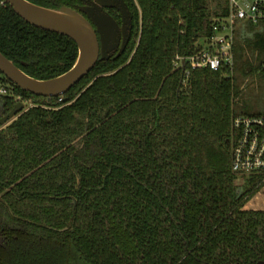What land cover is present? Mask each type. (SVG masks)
I'll return each instance as SVG.
<instances>
[{"label": "trees", "instance_id": "1", "mask_svg": "<svg viewBox=\"0 0 264 264\" xmlns=\"http://www.w3.org/2000/svg\"><path fill=\"white\" fill-rule=\"evenodd\" d=\"M125 1L134 41L65 95L34 96L2 74L0 120L32 104L0 124V264L264 262V210L247 208L259 189L232 171L243 80L236 69L187 78L175 67L214 34L229 1ZM0 52L39 80L66 73L79 54L4 0ZM234 56L243 75L252 64L263 72L264 27L240 29Z\"/></svg>", "mask_w": 264, "mask_h": 264}, {"label": "water", "instance_id": "2", "mask_svg": "<svg viewBox=\"0 0 264 264\" xmlns=\"http://www.w3.org/2000/svg\"><path fill=\"white\" fill-rule=\"evenodd\" d=\"M15 13L34 27L71 38L78 46L75 65L66 73L52 79L39 80L26 74L13 61L0 52V72L14 85L38 97H60L68 93L97 65L99 60H108L119 46L118 26L103 11V7L117 8L123 15L124 26L132 23L131 11L125 0H94L95 8H84L98 26V35L91 22L78 10L70 7L50 9L28 0H5ZM96 13V14H95ZM126 38L119 57L125 50ZM25 110V103L18 102L5 115L0 124L5 125ZM258 264H264L259 262Z\"/></svg>", "mask_w": 264, "mask_h": 264}, {"label": "built area", "instance_id": "3", "mask_svg": "<svg viewBox=\"0 0 264 264\" xmlns=\"http://www.w3.org/2000/svg\"><path fill=\"white\" fill-rule=\"evenodd\" d=\"M228 1L229 13L214 24V34L200 41L192 54L177 57L175 67L182 68L187 78L195 70L232 71L237 33L249 24L264 27V0ZM8 92L3 85L1 94ZM233 128L232 171L242 181L252 179L264 197V113L235 116Z\"/></svg>", "mask_w": 264, "mask_h": 264}, {"label": "rangeland", "instance_id": "4", "mask_svg": "<svg viewBox=\"0 0 264 264\" xmlns=\"http://www.w3.org/2000/svg\"><path fill=\"white\" fill-rule=\"evenodd\" d=\"M233 69H236V77L243 80V85L239 91L237 106L239 114L244 116H255L264 113V73L261 72L257 67L251 66L247 74H242L240 65L237 62L234 64ZM233 69L231 72H233ZM0 78L3 79L2 73L0 72ZM0 79V94L3 83ZM7 86V85H6ZM9 86V85H8ZM32 101L25 103V108L30 106ZM264 205V197L257 192L251 201L247 204L249 209H261Z\"/></svg>", "mask_w": 264, "mask_h": 264}, {"label": "flooded vegetation", "instance_id": "5", "mask_svg": "<svg viewBox=\"0 0 264 264\" xmlns=\"http://www.w3.org/2000/svg\"><path fill=\"white\" fill-rule=\"evenodd\" d=\"M79 1L80 2L73 9L78 10L79 12H81L91 22L92 26L94 27V29L97 32L99 40H100L101 39V35L98 32V26L93 22L91 16H89L88 12H85L83 10L84 8H91V9L95 8V5L93 4L94 0H79ZM5 2L8 3L7 1H5ZM127 5H128V3H127ZM128 7H129V5H128ZM129 9H130V7H129ZM103 11L112 18L113 22H115V24L119 28L118 29L119 46H118L117 50L113 51V55L110 56V58L108 59V60H110L112 58H118V57H116V55L121 51V48H122L123 43H124L126 38L128 39L127 45H126L125 50L122 52L121 55H123L128 50V48L130 47V45L134 41V32H135L134 16H133V13H132V11L130 9L131 15H132L131 16L132 17V23H131V25L130 24H126L124 26L123 15L117 8L103 7Z\"/></svg>", "mask_w": 264, "mask_h": 264}]
</instances>
